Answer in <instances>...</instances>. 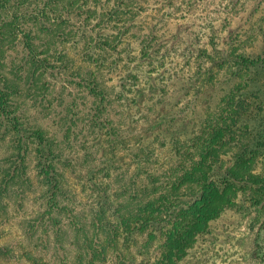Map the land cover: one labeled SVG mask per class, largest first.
Masks as SVG:
<instances>
[{
	"label": "trees",
	"instance_id": "16d2710c",
	"mask_svg": "<svg viewBox=\"0 0 264 264\" xmlns=\"http://www.w3.org/2000/svg\"><path fill=\"white\" fill-rule=\"evenodd\" d=\"M154 9L159 10L149 0H0V149L6 148L0 156V219L24 216L17 242L2 240L0 232V259L19 264H177L225 211L264 208V173L233 142L245 133L240 126L248 110L244 100L235 102L228 95L234 104L229 99L215 105L202 121L201 134L170 150L167 166L142 156L147 153L142 148L133 154L136 170L128 180L118 174L104 184L92 168L88 181L95 200L88 204L79 202L60 170L65 157L57 138L19 112L15 96L22 92V77L6 61L18 42L31 59L27 80L53 65L50 41L62 35L76 45L85 41L83 50L99 46L101 52L84 54L85 61L115 67L132 44L135 18ZM94 32L101 38L95 46ZM155 37L139 41L142 57L152 54ZM65 57L59 52L55 60ZM209 60L217 63L213 56ZM254 62L245 58L243 67ZM104 75L82 63L73 71L92 95L107 103ZM66 128L72 129L71 121ZM32 151L38 184L29 173ZM110 174L106 170L104 177ZM11 201L19 212L11 214ZM256 238L261 241L256 264H264V221Z\"/></svg>",
	"mask_w": 264,
	"mask_h": 264
},
{
	"label": "rangeland",
	"instance_id": "374dc122",
	"mask_svg": "<svg viewBox=\"0 0 264 264\" xmlns=\"http://www.w3.org/2000/svg\"><path fill=\"white\" fill-rule=\"evenodd\" d=\"M149 5L159 10L135 18L134 35L128 40L132 44L115 67L85 61L84 54L101 52L95 43L101 42L97 31L95 48L85 50L83 40L76 45L68 36L53 37V65L29 80L22 42L6 60L7 68L13 66L22 77V92L15 96L19 112L60 142L65 157L60 170L81 204L95 200L88 181L92 168L98 182L106 184L118 174L128 180L136 170L133 154L142 148L147 151L142 156L167 166L170 150L201 134L208 112L230 98L244 100L248 107L240 121L245 133L233 141L236 151L245 148L256 171L264 173V0H149ZM153 35L152 54L142 57L139 41ZM59 52L66 54L63 61L55 60ZM245 58L255 60L247 64L251 69L243 67ZM81 63L105 74L101 81L108 90L107 103L73 77ZM70 121L72 129L67 131ZM35 156L32 151L29 173L38 184ZM106 170L111 173L108 179ZM10 204L11 214L19 212L17 204ZM23 219L21 213L8 222L0 219L2 240L17 242ZM263 221L264 208L227 210L177 264H256L261 243L256 233ZM0 264L19 263L0 259Z\"/></svg>",
	"mask_w": 264,
	"mask_h": 264
}]
</instances>
